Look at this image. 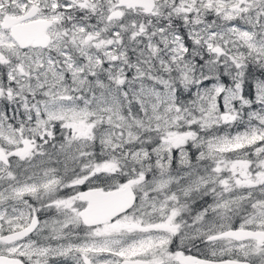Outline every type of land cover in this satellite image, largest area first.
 <instances>
[{"label": "snow or ice", "instance_id": "obj_1", "mask_svg": "<svg viewBox=\"0 0 264 264\" xmlns=\"http://www.w3.org/2000/svg\"><path fill=\"white\" fill-rule=\"evenodd\" d=\"M0 264H264V0H0Z\"/></svg>", "mask_w": 264, "mask_h": 264}]
</instances>
